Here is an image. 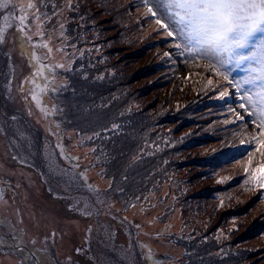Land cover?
Returning <instances> with one entry per match:
<instances>
[{
  "label": "rangeland",
  "instance_id": "rangeland-1",
  "mask_svg": "<svg viewBox=\"0 0 264 264\" xmlns=\"http://www.w3.org/2000/svg\"><path fill=\"white\" fill-rule=\"evenodd\" d=\"M139 1L71 0L79 6L69 11L67 0H53L62 18H53L44 31L53 49L52 62L65 65L64 69H55L57 83L69 84L72 80L93 87L99 80V93L101 86L113 84L118 92L111 94L112 99L120 102L127 98L129 103L118 107L110 102L109 107L120 109L128 120L127 131L138 141L141 138L136 131L143 125L128 113H140L142 109L148 110L149 116L157 113V118L152 116L156 124L149 132L152 141L139 142L132 156L138 159V165L132 166L131 175L141 165L146 175L139 185L140 200L133 198L136 190H129L121 179L125 162L109 166L103 162L106 141L101 142V136L88 139L100 134V129L85 119L83 111L75 112L72 96L53 93L39 108L33 102L34 114H27L28 106L17 86L33 69L20 47L24 37L13 27L0 46V84L8 76L14 97V102H9L0 94V126L5 128L0 133V181H8L11 186L9 191V185L0 182L7 200V204L0 203V219L7 217L15 226L20 239L16 243L30 249L46 244L54 256L53 264H67L69 256L76 264H90L87 256H95L96 264H130L133 259L134 264H148L135 247L137 241L150 245L155 250L154 258L162 264H264V221L260 218L264 205L259 200L264 190L241 179L246 178L248 153L253 168L261 163L252 140L258 129L256 125L225 123L236 120L230 109L247 116L239 108L238 93L233 94L227 81L204 68L206 61L186 62L179 56L174 47L179 41L158 30L155 19L146 18L150 14ZM22 2L26 4L27 0ZM60 23L65 24L63 37ZM28 33L33 43L39 41L31 26ZM57 48L65 50L57 52ZM43 51L37 49V54ZM164 52H170L171 57H164ZM241 75L236 70L230 77ZM209 80L213 83L208 84ZM226 90L229 97L219 99V93ZM199 93L204 97L199 98ZM98 97L93 99L95 106L106 100ZM54 98L62 112L45 121L43 110L51 111ZM187 103L191 111H196L181 113ZM12 115H18L15 123ZM117 125L119 131L121 124ZM13 129L22 131L25 139L13 136ZM127 131L123 129V134ZM241 140L252 141L247 151L240 146ZM57 145L79 158L74 171L83 173L87 183L72 175V162L61 156ZM146 155L160 164H150L149 159L139 164V156ZM49 161L69 175H56ZM127 183H139V178ZM120 186L124 197H132L128 199L130 204L137 202L127 207L124 200L118 202L112 192ZM70 205L78 210L70 211ZM206 208L213 211L211 216L204 214ZM228 209L241 216L224 218L223 212ZM96 210L99 215L94 214ZM84 211L93 214L85 216ZM248 227L251 235L242 238L240 234ZM0 231L9 237L7 227ZM78 247L91 250L77 255ZM143 251L147 253L148 248ZM22 260L20 252L0 249V264H21Z\"/></svg>",
  "mask_w": 264,
  "mask_h": 264
},
{
  "label": "snow or ice",
  "instance_id": "snow-or-ice-1",
  "mask_svg": "<svg viewBox=\"0 0 264 264\" xmlns=\"http://www.w3.org/2000/svg\"><path fill=\"white\" fill-rule=\"evenodd\" d=\"M142 3L147 7V13L150 14L146 18H154L155 23L159 26L158 30H164L166 37L175 38L179 41L174 45L179 56L185 57L186 62L188 60L206 61L202 65L204 68L217 76H221L236 93L240 94L239 108L247 113V116L230 109V111L235 112L236 120L225 123L246 127L256 125L257 135L252 140L255 141V148L262 160L257 167L253 168L251 166L252 155L248 153V165L244 168L246 178L241 177V179H244L245 183L250 181L258 189L264 190V0H142ZM78 6V4H72L71 0H67L69 11ZM57 7L53 0H38V3L37 0H27L26 4L22 0H0V10H8L0 11V17L3 20L0 23V46L6 42L7 31L15 27L24 37L20 41V47L24 54L28 55L30 66L33 69L29 76L25 77L24 81L17 86L22 101L28 106V115L34 114L33 102L39 108L42 102L47 104L48 96L53 93L58 96L59 93L67 91L71 87L70 84L64 82L57 83L58 74L55 69H64L65 65L52 62L53 49L48 46L44 31L45 25L50 24L53 18H57V21L62 18ZM49 9L51 10L50 15L48 14ZM10 19L14 20L15 23L10 22ZM37 21L39 23H36ZM30 26L35 35L40 38L35 43H33V36L28 33ZM59 29L60 35L63 37L65 24L60 23ZM37 49H45L46 51L37 54ZM64 50V48H57L55 51ZM5 55L8 56L9 60L11 59L10 54ZM163 55L170 58L172 54L164 52ZM236 70L242 72L243 75L239 78L230 79L231 74ZM10 75L11 73H9ZM212 83V80L208 81V84ZM11 89L12 81L8 76H5L4 83L0 84V94L9 102H14ZM229 95L230 93L226 90L220 92L218 98L224 100ZM43 112V118L47 121L52 119L54 113L62 112V110L54 98L51 111L45 109ZM11 120L15 123L18 120V115H12ZM56 127L59 126L56 125ZM118 127L119 125H112L113 129ZM3 132H5V128L0 126V133ZM11 134L18 136L21 140L25 139L24 133L20 130L13 129ZM99 135L96 133L88 139H95ZM60 139L63 137L60 136ZM251 143L252 141L241 140L240 146L245 147L247 151L248 145ZM57 147L60 149L61 156L72 162V175L87 183V178L83 173L74 171L79 167V158L67 154L63 145H57ZM93 151L95 152L96 149ZM13 159H17V157H13ZM21 162L27 163L23 160ZM49 168L61 178L69 175L63 169L57 170L51 161H49ZM0 182L9 185L8 181ZM90 187L95 191L94 186ZM8 190L11 191L10 185ZM136 199L140 200V197ZM98 202L102 203V201ZM0 203L7 204L4 187H0ZM69 210L76 211L78 209L70 205ZM17 212H19L18 209ZM82 214L89 216L93 213L84 211ZM94 214L99 215V210H96ZM5 227L9 229V238L12 243L7 242L4 239V232L0 231V249L8 248L20 252L23 256L21 264H53L54 256L46 244L43 248L22 247L20 243L15 242L19 239L16 234L17 230L7 217L0 219V229ZM91 231L90 226L88 232ZM52 235L55 236L56 233ZM33 243L35 242L33 241ZM135 247L139 250L141 259L148 264H162L154 258L155 250L150 245H143L137 241ZM145 247L148 248L147 253L143 251ZM90 250V247L88 249L78 247L75 252L77 255H86ZM87 259L90 264H96L95 256H87ZM66 260L67 264H76L71 256L67 257ZM130 264H134V259L130 261Z\"/></svg>",
  "mask_w": 264,
  "mask_h": 264
},
{
  "label": "trees",
  "instance_id": "trees-1",
  "mask_svg": "<svg viewBox=\"0 0 264 264\" xmlns=\"http://www.w3.org/2000/svg\"><path fill=\"white\" fill-rule=\"evenodd\" d=\"M140 4H142L144 7H146L143 3L142 0L139 1ZM147 8V7H146ZM69 33H73V30L69 29ZM68 33V34H69ZM98 65V64H97ZM110 78V77H109ZM111 80H114L115 77L110 78ZM98 81H95L93 83V87L92 86H85L87 84H78L76 82H72V80L69 81V84L71 85V87H69L67 89V91H63L59 94L63 95V96H72V101L74 103V108H75V112H80V113H85V119L88 121H91L92 123H94V125L96 127H99L100 129V135L101 136V142H105L106 141V145L107 147L105 148V155L103 156V162L105 161V165H111L113 162H115L116 164H120L119 161L123 160L126 164V168L125 170L122 172L121 174V179H124V183L125 185L128 187V189H133L136 190V196H133V198H137L138 194H139V185H141L145 179H146V175L142 172V168L143 166H139L137 170V173L134 175H131V170H132V166L138 165L137 161L138 159H133L132 156L133 154L135 155V150H137L138 146H139V142H142L144 140H148L149 142H151L152 140H150L152 138L151 136V126L153 127V125L156 124V121L153 122L152 118H157V113H153L150 116L147 114L148 110L142 109L140 110L141 112L139 113V111L134 110L131 113L128 114H134L135 117L138 119V121L135 119V122L137 124L140 123V125H143V127L140 128V130L138 129L136 131L137 135L139 134V141L136 140L137 136L134 135L132 136L128 131H127V127H126V120L127 118H125L124 116H122V114L120 113V109L118 107H122V106H126L127 103H129L127 98L121 99L120 102H117L116 100L112 99L111 94L118 92V90L116 89V87L113 84H107L104 85L103 87L101 86L100 89V93L97 90V87H100V85H98ZM98 86H95V85ZM95 96V97H94ZM102 97V99H106L105 101H103L100 105H93V103H95L93 101L94 98L96 97ZM204 95L202 93H199V98H203ZM99 98V97H98ZM107 102V103H106ZM110 102H112L114 105L118 106L117 108H112L109 107ZM188 103L186 104V106L184 108H182L180 111L181 113L184 112H189L190 107H187ZM128 109L127 108H124ZM83 111V112H81ZM178 111V112H180ZM196 111V109H192L191 112ZM144 113V114H142ZM125 114V115H128ZM146 114L149 116L147 117ZM155 115V116H154ZM154 116V117H152ZM128 121V120H127ZM113 124H121V128L118 131L116 128L113 129L112 125ZM153 124V125H152ZM96 129V128H95ZM123 129L125 131H127V134H123ZM102 131V132H101ZM150 162V164L153 165H159L160 163L157 162L154 158H150V156L148 157L147 155L144 157H140L139 156V164L143 161V160H148ZM127 171V172H125ZM134 177H138L139 178V183H127L130 179H133ZM207 177V176H205ZM123 181V180H122ZM214 187H211L210 189H213ZM117 191L116 193H114L113 188L110 189L108 192H112L113 196H115V198H118L121 202V200H124L127 206H130L131 204L137 202V201H133L131 204L128 202V199L132 198L130 196H123L125 192H123V189L121 188H115ZM209 192V191H208ZM210 193V192H209ZM208 193V194H209ZM262 196H259V200L261 201V204L263 203L264 205V192H261ZM117 195V196H116ZM204 199V198H203ZM215 205V204H214ZM204 214L206 216H208V213L210 214V216L212 215V212H210V208H206L204 210ZM223 216L225 217H237V216H241L239 214V212L232 210V209H228L226 211L223 212ZM215 216V214H214ZM260 218L261 221H264V212L263 214H260ZM258 234V233H257ZM242 238H247L251 235V227H248L246 229V231L243 234H240ZM237 238V234L235 235Z\"/></svg>",
  "mask_w": 264,
  "mask_h": 264
},
{
  "label": "water",
  "instance_id": "water-1",
  "mask_svg": "<svg viewBox=\"0 0 264 264\" xmlns=\"http://www.w3.org/2000/svg\"><path fill=\"white\" fill-rule=\"evenodd\" d=\"M4 239H5L6 241H10V238H9V237L4 236ZM10 243H12V241H10ZM7 249H8V248H7Z\"/></svg>",
  "mask_w": 264,
  "mask_h": 264
},
{
  "label": "bare ground",
  "instance_id": "bare-ground-1",
  "mask_svg": "<svg viewBox=\"0 0 264 264\" xmlns=\"http://www.w3.org/2000/svg\"><path fill=\"white\" fill-rule=\"evenodd\" d=\"M19 241H20V239H19ZM17 243H18V242H17ZM21 246L24 247L23 244H21Z\"/></svg>",
  "mask_w": 264,
  "mask_h": 264
}]
</instances>
